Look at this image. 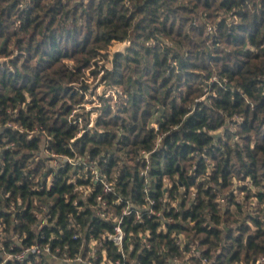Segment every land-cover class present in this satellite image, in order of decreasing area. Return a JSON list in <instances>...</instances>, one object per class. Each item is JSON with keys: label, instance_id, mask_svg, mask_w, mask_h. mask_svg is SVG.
Instances as JSON below:
<instances>
[{"label": "trees", "instance_id": "obj_1", "mask_svg": "<svg viewBox=\"0 0 264 264\" xmlns=\"http://www.w3.org/2000/svg\"><path fill=\"white\" fill-rule=\"evenodd\" d=\"M0 58V264H264V0H0Z\"/></svg>", "mask_w": 264, "mask_h": 264}, {"label": "rangeland", "instance_id": "obj_2", "mask_svg": "<svg viewBox=\"0 0 264 264\" xmlns=\"http://www.w3.org/2000/svg\"><path fill=\"white\" fill-rule=\"evenodd\" d=\"M129 45L130 42L128 40L112 42L107 50L102 51V55L96 57V63L93 62L89 68L84 70V73L79 79L78 83L74 84L75 89L81 94L82 100L73 104V109L69 115V119L75 120L79 123L81 130L78 133V136L81 132L85 131L86 128H95V120L102 110L101 97L109 99V102L112 106L114 105L115 101H119L120 98L117 95V89H119L120 86L110 83L108 84V81L103 76L106 70H110L113 67V54L117 51H124V49ZM1 60H3V58H0V61ZM84 84L86 87L82 88L81 86ZM66 101L67 103H71L70 100ZM84 118L87 119V125L85 128ZM152 124L156 126L155 122ZM228 127L231 130L235 128L230 124ZM223 132L224 128H221L213 133L222 135ZM240 200H243L242 197ZM250 200L252 204L255 205V200ZM261 261L264 263V258H261Z\"/></svg>", "mask_w": 264, "mask_h": 264}, {"label": "built area", "instance_id": "obj_3", "mask_svg": "<svg viewBox=\"0 0 264 264\" xmlns=\"http://www.w3.org/2000/svg\"><path fill=\"white\" fill-rule=\"evenodd\" d=\"M67 161H70V159H66ZM94 173V177L96 179H100L101 182L103 183V190L105 192H110L113 190V187L111 185L110 182L106 181V179L104 178V176H100L98 175V172L97 170L93 169L92 171ZM123 214H129L130 212V208H124L122 210ZM103 216H104V213H101ZM136 219H141V215L139 213H136V216H135ZM113 222H114V225H113V231L111 233H109L107 235V238L110 239L115 245H117L120 249H122V243H123V240L125 238V231L122 229L121 227V218H113ZM95 242L93 241L92 244H94ZM148 246V245H147ZM46 250V248H45ZM48 250V249H47ZM94 250H95V247H94ZM39 249L36 247V246H32L30 248H25L23 249L21 252L17 253L15 255V258L17 259H22L24 257L27 256L28 253H35V252H38ZM10 256H8L9 258ZM77 260L78 261H83V263H88L87 261H84L82 260L81 257H77ZM108 263L111 264V261H109Z\"/></svg>", "mask_w": 264, "mask_h": 264}]
</instances>
